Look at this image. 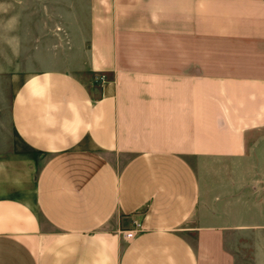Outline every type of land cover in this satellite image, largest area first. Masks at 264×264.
Instances as JSON below:
<instances>
[{
  "label": "crops",
  "instance_id": "0c3cea01",
  "mask_svg": "<svg viewBox=\"0 0 264 264\" xmlns=\"http://www.w3.org/2000/svg\"><path fill=\"white\" fill-rule=\"evenodd\" d=\"M48 3L0 43V264H264V0Z\"/></svg>",
  "mask_w": 264,
  "mask_h": 264
},
{
  "label": "rangeland",
  "instance_id": "374dc122",
  "mask_svg": "<svg viewBox=\"0 0 264 264\" xmlns=\"http://www.w3.org/2000/svg\"><path fill=\"white\" fill-rule=\"evenodd\" d=\"M48 5V0H0V43L8 38L9 29L16 24L19 42L24 44L33 22L42 19L40 14L32 12Z\"/></svg>",
  "mask_w": 264,
  "mask_h": 264
},
{
  "label": "built area",
  "instance_id": "2783aa9c",
  "mask_svg": "<svg viewBox=\"0 0 264 264\" xmlns=\"http://www.w3.org/2000/svg\"><path fill=\"white\" fill-rule=\"evenodd\" d=\"M99 81L103 83L105 81V76L100 75ZM132 228L127 231H121V236L124 241H129L130 239H133L137 234H140L143 232L142 226L135 220L131 222Z\"/></svg>",
  "mask_w": 264,
  "mask_h": 264
}]
</instances>
